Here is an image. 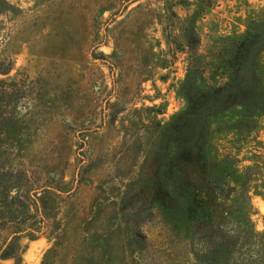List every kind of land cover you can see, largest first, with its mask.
Wrapping results in <instances>:
<instances>
[{"label":"rangeland","instance_id":"1","mask_svg":"<svg viewBox=\"0 0 264 264\" xmlns=\"http://www.w3.org/2000/svg\"><path fill=\"white\" fill-rule=\"evenodd\" d=\"M255 22L264 0H0V163L45 187L21 264H229L174 225V164L199 167L207 146L240 167L256 150L264 167V49L260 79L208 128L188 114L195 86L228 81V50ZM245 114L250 134L223 129ZM253 190L245 211L264 232Z\"/></svg>","mask_w":264,"mask_h":264},{"label":"trees","instance_id":"2","mask_svg":"<svg viewBox=\"0 0 264 264\" xmlns=\"http://www.w3.org/2000/svg\"><path fill=\"white\" fill-rule=\"evenodd\" d=\"M248 27L249 31L242 38L232 42L223 61L228 74L225 85L209 89L195 86L197 95L189 100L188 114H204L206 128L211 119H217L234 104L232 90L239 82L248 84L252 79H260L257 61L264 49L261 32L264 24L255 22ZM8 72L1 71L2 74ZM244 116L233 123L224 122L223 129L237 136H247L255 120L247 119L248 114ZM206 130L204 136L208 139ZM3 148L0 147V162L5 154ZM202 150L199 167L189 164L182 168L177 160L174 164V225L192 236L200 247L209 248L218 260L229 264H264V232H256L245 211L249 191L254 189L256 193L258 188L264 189L261 154L255 150L241 157L250 164L240 167L238 153L229 150L217 160L218 150L211 151L207 146ZM179 155L183 160L181 152L177 157ZM186 156L191 158L190 153ZM8 168L0 163V264L8 259L21 264L25 247L22 240L36 239L44 231L40 193L45 192V187L35 182L27 170ZM47 263V260L42 262Z\"/></svg>","mask_w":264,"mask_h":264}]
</instances>
